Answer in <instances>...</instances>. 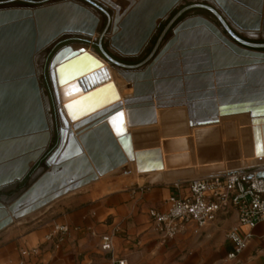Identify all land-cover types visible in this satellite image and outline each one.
I'll list each match as a JSON object with an SVG mask.
<instances>
[{"label": "water", "instance_id": "water-1", "mask_svg": "<svg viewBox=\"0 0 264 264\" xmlns=\"http://www.w3.org/2000/svg\"><path fill=\"white\" fill-rule=\"evenodd\" d=\"M126 1L120 13L115 11L112 14L101 0H0V191H8L22 180L44 156L51 142L52 125L47 112V98L35 72L34 58L37 52L66 33L89 36L104 21L103 27L97 32V41L92 43L97 46L101 57L111 65L124 69L119 74L124 73L125 78L132 80L134 95L133 98L125 97L123 102L111 103L104 109L96 108L80 114L75 118L77 121H72L73 133L59 108L52 68L55 64H59L57 68L66 66L83 56L84 47L73 49L70 44H66L51 56L47 70L50 97L59 119L56 146L43 159L45 168L25 188L11 198L0 196V231L13 221L45 208L54 200L124 165L131 152L123 129L122 109L126 110L129 125H140L155 122V107L162 109L168 104L183 105L191 125H205L218 123V115L224 111L246 109L255 104L264 105V99L259 100L264 98V66L251 65H264V42L247 39L235 27L258 30L262 0H254L259 6L252 15L250 25L239 19L245 11L239 8L238 14H235V6L232 8L226 5V0H214L216 4L209 0H194L174 12L148 55L136 63L119 58L140 55L151 43L161 21L183 0ZM196 9L209 12L213 18L192 12ZM158 19H161L159 23ZM202 25L210 29L211 36L218 40L222 38L232 53L240 58H232L228 49L216 43L214 48L211 47L213 53L207 52L201 61L200 68L183 67L186 80L183 85L177 57L210 50L201 46V41L190 43L195 37L202 36ZM109 31L111 36L107 38ZM104 42L108 43L106 48ZM110 47L122 55L115 54ZM167 52L174 53L176 59L170 66L163 61ZM92 61L98 64L95 59ZM169 68L174 73L167 75L164 72ZM98 72L104 75L101 82L80 90L71 98L72 101L98 91L103 93L105 87L109 89L112 98L118 97L108 81V70L104 66L75 78L65 87ZM225 76L230 78L225 79ZM201 79L206 85L202 90H192L187 85L189 81ZM139 83L142 86L139 85L138 89ZM164 85L173 88L168 90ZM169 99L172 101L165 102ZM142 108L148 109L150 113L146 120L132 117L133 110ZM226 122L229 121L223 123ZM230 122L235 126V121ZM235 133L236 126L232 136L226 135L233 138ZM187 138L190 141L191 163L186 168L165 170L166 175L175 176L193 171L206 174L238 167L242 149L236 143L220 144V138L217 137L214 141L194 145L192 138ZM24 141L32 143L17 150L12 149ZM211 147L217 149L213 155L214 160L201 158L205 157L201 152ZM221 154H224V158ZM195 158H198L197 161ZM217 162H224L225 169L222 163ZM207 166L215 167L205 168Z\"/></svg>", "mask_w": 264, "mask_h": 264}, {"label": "crops", "instance_id": "crops-1", "mask_svg": "<svg viewBox=\"0 0 264 264\" xmlns=\"http://www.w3.org/2000/svg\"><path fill=\"white\" fill-rule=\"evenodd\" d=\"M120 5L124 6L125 2ZM194 82L198 84L190 83L192 90H202L206 86L202 79ZM166 86L170 90V85ZM216 153L217 149L211 147L201 152L205 155L201 158L214 160ZM198 174L193 171L164 176L162 173L157 182L147 181L145 185L138 183L103 193H100L103 183L97 181L68 193L35 217L0 231V264H19L20 250L32 247H39V255L24 257L22 264H108L110 254L99 249L98 235L103 233L113 236V256L125 260L126 264H264L261 226L254 229L253 237L237 262L226 258L232 245L225 235L237 220L233 210L220 214L198 233L187 229L167 241L158 239L151 229L149 209L163 210L165 199L169 195L185 194L188 180ZM55 225L69 228L58 247L45 238ZM91 231L96 234L92 235Z\"/></svg>", "mask_w": 264, "mask_h": 264}, {"label": "bare ground", "instance_id": "bare-ground-1", "mask_svg": "<svg viewBox=\"0 0 264 264\" xmlns=\"http://www.w3.org/2000/svg\"><path fill=\"white\" fill-rule=\"evenodd\" d=\"M101 1L103 2V4L105 6L107 4L111 5L113 3L114 4L113 7L115 8V11H117L119 13L123 9V8L120 7V4L116 5L115 2L111 3L109 0L108 1L106 0L105 2L103 0H101ZM240 1H243V3H241ZM240 1H238V0H226L225 3L228 6L231 5V7L235 6V8L232 7L235 10V12H234L235 14L238 12V10H240L239 8H241V10L243 9L242 12L245 11V13L242 16H240L239 19H240L241 22L247 23L248 25H250L252 23V21H253V16L252 15H254V13H256L255 10L258 8L259 4L256 3V1H254V0H240ZM259 8L261 9V14H260L261 19H260V23H259V27L260 28L258 30L241 29L238 26H235L234 22L231 21L226 14H224V15L230 21V23H232L235 27H237L238 30H240L241 32H243L245 34L252 35L254 32H261V31L263 32V30H264V5H263V0H262V3H261ZM91 11H93V10L91 9ZM93 13H95V12H93ZM160 21H161V19H158L157 23H159ZM99 24L96 27L95 31L91 35H89V36L82 35V34H79V35L84 36V37H92L95 34H98L97 32H98ZM203 27H205V26H202V28H201L202 32H200L202 36L200 38L195 37L196 39L190 41V43L193 44V43H196L197 41L198 42L201 41L203 44L202 45L200 44V45L204 46V47H208L210 50H207V51L203 50L201 52L198 51L196 53H188V56L191 57V58L188 59L189 58L188 57L186 60L180 58L181 56L179 55L177 57V59L179 61L178 64L180 66V69L182 67V64L184 65L183 67H185L186 69H190V68H193V67H199L200 68L201 67V61L205 59V56L208 54L207 52H209L210 54L213 53V50H212L211 47H212L213 44L218 43V41H217L216 38L212 37L211 34H209L210 33L209 31L205 30L206 28H203ZM207 29H208V27H207ZM107 36L108 37L111 36L110 31L106 34V37ZM220 40L222 41V43H224L222 38ZM72 48L73 49H79L80 47H77V48L72 47ZM213 48H214V46H213ZM110 49L114 53H116L118 55H122L117 49L112 48V47H110ZM42 51H43V49L40 50L39 52H37L35 54V58L39 54H42ZM83 52H84V55L79 57L78 59H76L72 63H69L66 66L58 67V68H57V66L59 64H55L53 66V68H52V73H53L52 75H53V79H54V82H55V88H56V91H57V97H58L60 109H61V112H62V116L64 117L65 121L68 123L70 129L72 128V126L74 124V122H72V121L75 120V118L77 116H79L80 114H84V113H86L88 111H91V110H94L96 108H97L96 110L104 109L107 106H109L111 103L123 102L125 97L126 98H129V97L133 98L134 97V95L132 94L133 93L132 80H129V79L125 78L124 75H123L124 73H123L121 76H123L124 78L123 77L122 78L125 79V80L123 82L118 81L115 78V76H114L113 69L111 68V66H113V65H111L107 60H105V59L102 60L96 54H94L93 51L88 50L86 47H84V51ZM229 53H231V52H229ZM173 54L170 53V52H167V54H165V57L168 58L167 61L169 60L168 63H171L170 62L171 60H175L176 61V59L173 57ZM178 54H179V52H178ZM192 54H193V56H192ZM232 57L236 58V59L240 58V56H238L237 54L233 55ZM92 58L95 59V61H97L98 64L94 63L92 61L93 60ZM39 62H40V58H39ZM99 66H104L108 70V75H109L108 81H110L111 84L113 85V87L115 88L118 97H116L115 99L112 98L111 95H110L109 89L107 87H105L103 93L98 91V92H96L94 94L86 96L85 98H82V99L80 98L78 100H73L72 101L71 98L75 94H77L80 90H84L85 88H87L89 86L91 87V86H94V85L100 83L102 78L104 77V75L102 73L98 72V73H95L94 75L90 76L89 78H87V79H85L83 81H80L78 83H75V84H73V85H71L69 87H65V85L67 83L71 82V81H74L75 78L86 74L87 72L97 70L99 68ZM113 67L118 69V70H120V71H124V69H122V68H118L116 66H113ZM173 73L174 72H170V73H167V75H170V74H173ZM180 75H181V79H182V84L184 85V83L186 81L185 78H184L185 77V72L181 71ZM186 77H189V75H187ZM191 82L192 81H189V84H187V85H191L192 84ZM194 83L195 82H193V84ZM201 83L202 82H200V84ZM195 84H198V83H195ZM139 85H140V87L142 86L139 83L137 85L138 89H139ZM165 87H168V86L164 85V88ZM189 87H191V86H189ZM169 88L172 89L170 86H169ZM214 89H215V87H214ZM183 95L185 96V94H183ZM170 101H172V100H170V99L169 100H165V102H170ZM255 106H257V105H255ZM155 108L158 109L157 107H155ZM122 111H123L124 117H127L126 110L122 109ZM233 115H235V114H233ZM149 116H150V113H149L148 109H145V108L136 109V110L132 111V117H134L136 119H139L140 121L146 120ZM187 116H188V113L186 111V107L185 106H183V105L173 106V105L168 104L164 108H162V112L161 113H160V111L157 110V119L156 120L157 121L160 120V122L162 123L160 129L158 131H156V132L155 131H150V132H147V133L143 134L144 136H155L159 132L160 133L167 132L166 134L162 135V137L159 139V148H160V151H161V162H162V166H163V169H164L163 171H165V170H171L172 171L174 169L186 168L189 165V163H191L190 153H189L190 141L187 138L188 135L184 134L182 132L183 131L182 129L185 126H187V122L185 121ZM75 121H77V120H75ZM170 121H174V122L171 123ZM139 126L140 125H138V127ZM147 126H149V125H147ZM141 127H143V126L141 125ZM49 130H50V127H49ZM191 131H192V137L191 138L193 140L194 145H196V144H202V143H205V142L214 141L215 138H217V137H219L221 139L222 137L227 136V135L228 136H232L234 131H235V126L230 121L226 122V123H222L221 125H218V126H215L213 123L205 124V125H193L191 127ZM256 140H257V138H256ZM152 141H154V140H152ZM31 143H32L31 141H24V142L19 143L16 146H13L12 149L16 148V150H17V149L25 147V146H27V145H29ZM247 155H249V153ZM250 162H251L250 158H248V160L240 158L239 162H238L239 163L238 166L239 167H243V166H245V163H250ZM252 162H253V160H252ZM217 163H222L223 168L225 169V163L224 162H217ZM213 164H216V162L215 163H208L206 165H213ZM124 167H125V165H124ZM214 167L215 166H209V167L207 166L205 168H214ZM162 173L164 175V172H162ZM152 175H154V174H152ZM156 175H158V174H155L154 176L156 177ZM180 178H182V176ZM168 179H170V177Z\"/></svg>", "mask_w": 264, "mask_h": 264}, {"label": "built area", "instance_id": "built-area-1", "mask_svg": "<svg viewBox=\"0 0 264 264\" xmlns=\"http://www.w3.org/2000/svg\"><path fill=\"white\" fill-rule=\"evenodd\" d=\"M230 210L237 220L226 232V240L232 245L226 258L238 261V256L253 237V231L262 227L260 243L264 248V168L238 167L221 172L198 174L188 180L187 192L169 195L165 208H151L148 215L151 229L160 241H167L190 229L193 233L214 222L220 214ZM69 232L67 225H55L45 238L58 245ZM92 235L96 233L90 232ZM99 249L110 254L108 264H126L125 260L113 256V236L108 233L98 235ZM39 247L21 249L24 257L37 256Z\"/></svg>", "mask_w": 264, "mask_h": 264}, {"label": "rangeland", "instance_id": "rangeland-1", "mask_svg": "<svg viewBox=\"0 0 264 264\" xmlns=\"http://www.w3.org/2000/svg\"><path fill=\"white\" fill-rule=\"evenodd\" d=\"M109 1L111 3L115 2L116 5L117 4L119 5L122 2H125V5L127 4L126 0H109ZM213 2L215 3L214 0H213ZM113 5H114L113 3L111 5H108V4L106 5V8L109 11H111L112 14L115 13V8L113 7ZM125 5L124 6L120 5V7L124 8ZM263 5H264V0H263ZM192 12H196V11H192ZM190 13L191 12L187 13V15ZM202 26H204V25H202ZM203 28H206L205 30L210 32V29L209 28L207 29L206 26ZM210 34H212V33H210ZM78 35L79 34L67 35L70 38V40L73 42L72 44L75 48L86 47L88 50L93 51V53L96 54L99 58L104 60L98 54L96 46L92 43V42H95V39L91 40L90 38H87L88 41L86 42L84 38L80 37L81 35H79V36ZM254 36L264 37V35L261 33H258L257 35H254ZM72 37H75V38H72ZM92 37H96V34ZM212 37L215 38V36H212ZM107 38H109V37L107 36ZM217 41H218L220 46L225 48V50L228 49L231 53L233 52V51H231L232 49L230 47L226 46V43L224 41H223L224 43H222L221 40H220L221 41L220 42L218 39H217ZM213 45H215V44H213ZM217 55H218V53H217ZM233 55H236V54L232 53V56ZM192 56H193V54H192ZM47 57H46V55L39 54L35 58V72H36V75L39 79L40 78L43 79L45 70H47L46 66H48V62L50 60V59H47ZM188 57H189L188 54H185L184 57L181 56L180 58L186 60ZM39 58H40V62H39ZM190 58L191 57H189L188 59H190ZM167 59H168L167 57H164V60H163L166 64L169 61V60L167 61ZM167 65L170 66L169 64H167ZM251 65L264 66V65L259 64V63L258 64L254 63ZM183 66L184 65L182 64L181 69H180V67L178 68L179 72L184 70ZM111 68L114 71L115 78L118 81L123 82L125 80V79H123L124 77L121 76V74H118L120 72V70L114 68L113 66H111ZM194 68H199V67H194ZM166 70L167 71L164 72L166 74L170 73V72H174L170 68L166 69ZM224 78L228 79L230 77L225 76ZM213 79L215 80V78H213ZM48 86H50V85H48ZM48 86L46 87L47 90H45V92H43V93L45 95V98H47V112L50 115V119H51L52 137L53 138L51 139V142L47 148L46 153H49L53 149V146L55 145V142L57 141L56 134H57V128L59 126V119L57 116L55 105L51 100V97H50L51 90H50V87L48 88ZM215 90L216 89H214V91ZM263 99L264 98H259L260 101H262ZM256 100H258V99H256ZM260 101H256V102L261 103ZM246 102L247 101L241 102L240 104H244ZM255 105H257V106H254V108L253 107H249V108L247 107L246 109H240V110L234 109L232 111H224V112H222L223 114L222 113L220 114L221 116L218 115V118H219L218 123H213V124L218 126V125H221L224 121H231V120L235 121V126H236L235 137L230 138V137L224 136L219 140L220 144L233 143V142L236 143V145L242 149V153L239 155L238 160L240 158L245 159V160H248V158H250L251 162L245 163L246 167H254V168H258V169H263L264 168V105H260V104H255ZM59 108H60V105H59ZM157 110L160 111V113L162 112V109H160V108L156 109L155 108L154 109L155 119H157ZM60 111H61V109H60ZM233 114H235V115H233ZM122 115H123V129L126 132L125 134H126L127 139H128V142H127L128 148L130 149V152H131L129 155L128 161L124 164L125 167H124V165H122V166L108 172V174L106 173L103 176H101L100 178H97L95 181H92L89 184H87L81 188H78V189H83L84 187H87V186L89 187V186L97 183V181H100L103 183L102 184L103 186L101 188L100 193H103V192L121 189V188H124L127 186H134V185H137L138 183L141 185H145V184L149 183L147 181H150V182L156 181L157 182L162 177L161 175H162V172L164 169H163L162 162H161V151L159 148V139L162 137V135L166 134L167 132H163V133L159 132L155 136H144L143 135L144 133H147L150 131H155V132L158 131L160 129L162 123L160 122V120H158V121L155 120V122L150 123V124H140L139 127H138V125H130L129 126L128 118L124 117V114H122ZM185 121L187 122V126H185L182 129L183 130L182 132L184 134H187L188 137H192L191 127L193 125L190 124L191 119H189V117L187 116ZM170 122L173 123L174 121H170ZM141 125L143 127H141ZM147 125H149V126H147ZM71 129H72L71 131L74 132L73 127ZM50 130H51V127H50ZM256 138H257V140H256ZM152 140H154V141H152ZM13 149L15 150L16 148H13ZM248 153H249V155H247ZM221 155H222V158H224V154H221ZM252 160H253V162H252ZM43 168H45V165H44L42 160H39L33 166L32 171L30 172V174L28 176H26L22 180L18 181L8 191H6V192L0 191V196L5 195L6 198H11L13 195L20 192L23 188H25L33 180V178L41 170H43ZM164 173H165V171H164ZM152 174H154V175L158 174V175H156V177L157 176H159V177L154 178L155 176ZM164 176H166V175L164 174ZM78 189H76L74 191H79ZM72 192H70V193H72ZM43 209L37 210V211L19 219V220L13 221L10 225H16L18 222L23 223L25 220H29V219L35 217L36 215H38ZM9 226H7V227H9Z\"/></svg>", "mask_w": 264, "mask_h": 264}, {"label": "flooded vegetation", "instance_id": "flooded-vegetation-1", "mask_svg": "<svg viewBox=\"0 0 264 264\" xmlns=\"http://www.w3.org/2000/svg\"><path fill=\"white\" fill-rule=\"evenodd\" d=\"M209 1H211L212 3H214L213 2V0H209ZM194 2V0H183L182 2H181V4H179V6L175 9V10H173L172 12H171V14L166 18V19H164L163 21H161V23L159 24V26H158V28H157V30H156V32H155V34H154V36L152 37V39H151V43L149 44V46L140 54V55H138V56H135V57H127V58H119L120 60H122V61H125V62H130V63H136V62H139V61H141V60H143L147 55H148V53H149V51H150V49H151V47H152V45H153V43H154V41L156 40V38H157V36L159 35V33H160V31L162 30V28L165 26V24L168 22V20L170 19V17L174 14V12H176L178 9H180V8H182V7H184V6H186V5H188V4H191V3H193ZM194 11H196V12H198V13H202V14H205V15H207V16H209V17H211V18H213L212 17V15L209 13V12H207V11H205V10H202V9H196V10H194ZM103 24H104V21H102L101 22V24L99 25V28H98V30H100L102 27H103ZM246 25H248L247 23H246ZM243 33V32H242ZM258 33H261V34H263L264 35V30H263V32L261 31V32H254L252 35H249V34H245V33H243V34H245L246 36V38L247 39H250V40H253V41H262V42H264V37H262V36H254V35H257ZM69 34H71V35H76L77 33H66V34H63L62 36H60L56 41H54L53 43H51V44H49L48 46H46L45 48H44V50H43V52H42V54L43 55H46V57H47V59H50L51 58V56L58 50V49H60L61 47H63L64 45H66V44H70L72 47H74L73 46V42L70 40V38L67 36V35H69ZM97 35L98 34H96V37H84V36H80V37H82V38H84V39H87V38H90L91 40H93V39H95V42L97 41L96 39H97ZM79 36V35H78ZM72 38H75V37H72ZM85 46V45H84ZM104 46H105V48L108 46V43H106V42H104ZM96 48H97V46H96ZM97 52H98V54L101 56V54L99 53V50H98V48H97ZM50 53V54H49ZM49 54V55H48ZM116 54V53H115ZM118 55V54H117ZM50 57V58H49ZM103 58V57H102ZM104 59V58H103ZM46 68H47V66H46ZM40 81H41V85H42V87H43V92H45V90H47V86L49 85V79H48V70H45V73H44V77H43V79L42 78H40ZM45 87V88H44ZM48 88H49V86H48ZM56 136H57V134H56ZM53 138V137H52ZM51 138V139H52ZM56 146V142H55V145L53 146V148ZM47 151V150H46ZM49 153H46L45 152V154H44V156L40 159V160H42L43 161V159L45 158V156L46 155H48ZM32 171V169L27 173V175L26 176H28L29 174H30V172ZM25 176V177H26ZM24 177V178H25Z\"/></svg>", "mask_w": 264, "mask_h": 264}]
</instances>
